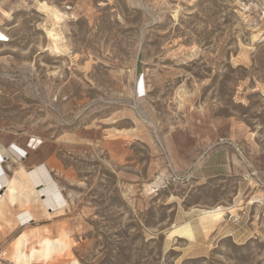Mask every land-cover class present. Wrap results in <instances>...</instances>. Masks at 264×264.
<instances>
[{"label":"rangeland","instance_id":"rangeland-1","mask_svg":"<svg viewBox=\"0 0 264 264\" xmlns=\"http://www.w3.org/2000/svg\"><path fill=\"white\" fill-rule=\"evenodd\" d=\"M0 37V138L68 178L34 264H264V0H0Z\"/></svg>","mask_w":264,"mask_h":264},{"label":"crops","instance_id":"crops-1","mask_svg":"<svg viewBox=\"0 0 264 264\" xmlns=\"http://www.w3.org/2000/svg\"><path fill=\"white\" fill-rule=\"evenodd\" d=\"M139 90L141 91V88ZM0 146L7 151L8 149L9 151H13L14 148H19L18 141H16V139L14 140V138L10 140L0 138ZM0 156H2L1 150ZM26 156H29V154ZM14 157V154L8 158H4L3 156L2 158L5 160L0 165L4 177H0V264H34L36 260L33 255L36 252L38 253V251L34 249V245L38 242V239L47 235L51 237V227L63 225L61 224L63 223L62 220L54 218L51 220L37 221L33 205L36 201L35 197H41V205L45 210H47V207L42 202L45 192L49 193V196H53L55 200L60 199L65 201V195L60 187L63 186L64 183H67L68 178H52L55 185H58V188L50 184L47 190H40L41 187L38 188L36 186L43 185V183H31V180L27 179L22 173L19 165L21 164L27 171H32L36 167L41 166L49 170L51 174L52 170H50L47 165L48 161L29 165L27 159L22 160L21 157L16 156L14 160ZM214 157L215 156H213V159ZM18 173H21L24 178H13L15 175H19ZM5 181L6 183L8 182V187L3 188V186L6 185ZM45 210L43 212H45ZM23 212L32 215L34 217V222L29 226L20 227L16 222V216ZM55 214H58V209L55 210ZM51 215L52 214H46L48 217ZM227 237H232V235H228ZM73 246H76V244ZM38 257L43 261L41 264H49V262H46V255L44 252ZM58 264L61 263L58 262Z\"/></svg>","mask_w":264,"mask_h":264},{"label":"bare ground","instance_id":"bare-ground-1","mask_svg":"<svg viewBox=\"0 0 264 264\" xmlns=\"http://www.w3.org/2000/svg\"><path fill=\"white\" fill-rule=\"evenodd\" d=\"M36 139H32V141L29 143V149H31V150L37 149V140ZM0 150L2 152V156H0V165L2 164V160H5L4 158L11 157L13 154L15 155V157L16 156L22 157L23 155H25V152L23 150H21V148H14L13 151L12 150L9 151V149H8V151H7V150H4L0 146ZM3 156H4V158H2ZM15 157L13 158L14 160H15ZM19 166H20L22 173L27 177V179L31 180V183H35V184H37L39 182L43 183V185L41 184V185L36 186L38 188L41 187L40 190L43 189L45 191V190H47V188H49L48 186L50 184L55 185V182L52 179V176H51L49 170H47L46 168L40 166V167H36L32 171H27L23 168V166L21 164ZM0 177L4 178L2 175L1 168H0ZM5 184L6 185H4L3 188L8 187V182L6 183V181H5ZM55 186H57V188H58L57 184ZM44 194H45L44 195L45 197L43 196L42 202L47 207V210H45L46 214H48V215L55 214L56 209H58V212H59V211H62L63 209H65L67 207L66 200L65 201H62L60 199L55 200V199H53V196H49V193L45 192ZM55 196H54V198H55ZM38 199L41 202V197L40 198L38 197ZM250 203L252 204L253 202H250ZM197 211L200 214H202L204 216V218H206L208 220L209 223H205V226L203 228H201V227L198 228L197 222L195 224L188 223L185 226H178L177 228H174V231L171 233V234H174L175 232H180L181 234L185 235L189 239L191 246H194L193 244H194L195 239L197 237V231L195 230V227H197V229L199 230V232L203 236V238L206 239L207 236L209 235V233L211 232V230L216 229L221 224L222 219H224L226 212H228L229 215H231V216H234L236 214V209L234 207H230V208H226V209H224L223 207H216V208H213L210 210H197ZM25 213L26 212H23V213L16 216V222L20 227L29 226L34 222V217L28 213L27 214H25ZM71 243H72V245H75V243L73 241Z\"/></svg>","mask_w":264,"mask_h":264},{"label":"built area","instance_id":"built-area-1","mask_svg":"<svg viewBox=\"0 0 264 264\" xmlns=\"http://www.w3.org/2000/svg\"><path fill=\"white\" fill-rule=\"evenodd\" d=\"M4 160H2V162H3Z\"/></svg>","mask_w":264,"mask_h":264},{"label":"snow or ice","instance_id":"snow-or-ice-1","mask_svg":"<svg viewBox=\"0 0 264 264\" xmlns=\"http://www.w3.org/2000/svg\"><path fill=\"white\" fill-rule=\"evenodd\" d=\"M0 38H2V37H0Z\"/></svg>","mask_w":264,"mask_h":264}]
</instances>
